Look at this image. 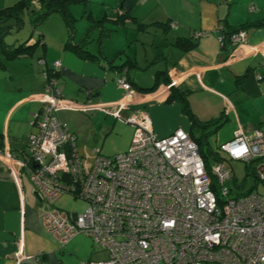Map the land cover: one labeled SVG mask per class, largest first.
<instances>
[{
    "label": "crops",
    "instance_id": "obj_1",
    "mask_svg": "<svg viewBox=\"0 0 264 264\" xmlns=\"http://www.w3.org/2000/svg\"><path fill=\"white\" fill-rule=\"evenodd\" d=\"M18 3L22 17L28 12L22 0H0V11L7 14ZM56 5L72 21L70 29L58 10L33 26L36 40L20 34L22 18L15 31L19 35L7 40V31L0 28V147L4 143L17 159L27 156V137L37 129L32 121L40 103L30 96L45 85L38 58L47 66L60 61L59 89L65 103L104 106L108 112L125 98L126 92L117 82L124 73L139 92L133 100H124L137 102L146 111L153 132L160 137L177 128L189 135L194 128L201 131L178 100L166 101L171 91L185 96L195 120L208 123L205 132L214 129L216 148L238 128L248 135L255 129L264 133V0H61L52 4ZM13 23L9 26H15ZM238 29L246 31L245 40L232 45L227 35ZM101 33H105L102 42ZM26 40L39 42L31 55L5 58L3 49ZM182 41L195 44L183 50L178 45ZM77 48L98 57L82 56ZM171 77L177 80L176 87L150 97ZM155 84L154 92H145ZM99 112L110 116L99 108L64 107L58 112L76 135L80 153L93 148L86 150L97 128L92 113ZM218 155L215 152L209 159ZM6 168L0 157V264H16L15 253L20 249L28 257L23 264H34L38 256L41 264L106 258L107 253L84 234L58 245L42 227L38 197L27 198L24 171L20 181H14Z\"/></svg>",
    "mask_w": 264,
    "mask_h": 264
},
{
    "label": "built area",
    "instance_id": "obj_2",
    "mask_svg": "<svg viewBox=\"0 0 264 264\" xmlns=\"http://www.w3.org/2000/svg\"><path fill=\"white\" fill-rule=\"evenodd\" d=\"M245 35L240 29L229 41L241 44ZM59 66V60L53 62L54 70ZM48 80L44 91L30 96L40 109L33 114L37 129L27 137V159H17L4 143L0 157L14 181H20L21 171L27 174L37 193L42 227L58 245L84 234L107 253L103 260L78 264H264V192L231 197L225 185L235 175L232 163L243 162L264 186L261 129L250 135L236 129L218 145L219 157L207 169L187 131L177 128L157 136L146 111L124 100L139 94L124 75L117 82L126 95L112 112L89 103H65L55 78ZM176 84L171 77L150 97ZM64 107L99 108L130 124L128 147L113 156L95 147L80 153L75 135L58 116ZM62 194L83 200L85 208L68 212L56 207ZM15 257L16 264L28 258L21 249ZM36 259L34 264H41Z\"/></svg>",
    "mask_w": 264,
    "mask_h": 264
},
{
    "label": "rangeland",
    "instance_id": "obj_3",
    "mask_svg": "<svg viewBox=\"0 0 264 264\" xmlns=\"http://www.w3.org/2000/svg\"><path fill=\"white\" fill-rule=\"evenodd\" d=\"M32 9H30L31 11ZM35 12V11H32ZM28 13V14H27ZM26 14H23L22 18V27L19 29L20 34H27L25 37L26 39L29 38V36H32L34 40H36L35 36L36 33L33 30L34 24L31 22V26L29 25V17H31L32 13L27 12ZM31 20V18H30ZM8 21V23H7ZM7 21H4L3 24H0V27L4 25L5 36L8 39H10L11 36H14L19 32H15L17 29V26H9L11 23L16 22L15 18H9ZM15 24V23H13ZM25 24V26H24ZM27 25V26H26ZM40 25V24H39ZM39 25L37 27H39ZM3 27V26H2ZM18 30V31H19ZM4 32V31H3ZM14 42V40L12 41ZM257 104V102H255ZM98 113V112H96ZM92 113L93 115V124L97 127L95 129V135L91 138L92 145H88V149L91 147H95L96 149H99V152L104 156H113L115 154L123 152L127 146V141L130 140L132 137V128L129 127L126 123L114 118L112 115L105 116V114L99 112V114ZM81 117L80 115H75V118ZM105 126V127H103ZM213 128V127H212ZM264 129V127H262ZM214 131V129L212 130ZM209 128L207 132L202 133L197 128L193 129V134L195 137L200 138V148L203 153L209 157L210 151L208 149V142L206 140L207 138L211 141L212 145L211 147L213 150L216 149L214 136L215 132H212ZM209 141V142H210ZM130 143V142H129ZM214 145V147H213ZM210 148V147H209ZM91 150L85 153H90ZM232 166L234 168V178L226 182V186L231 188V192L229 193V196L234 197L236 195L244 194L249 191L253 192H264V186H262L261 183H259L254 175L249 171V165L244 164L243 162H233ZM24 177L27 180V184L25 187V191L27 194V198L33 200V198L37 197V193L34 192V185L32 182L28 179V176L25 172H23ZM36 194V195H35ZM56 207H59L61 209H64L68 212H80L82 211L86 203L83 200L77 199L75 197H72L69 194H62L58 200L55 203ZM210 264V263H205Z\"/></svg>",
    "mask_w": 264,
    "mask_h": 264
},
{
    "label": "trees",
    "instance_id": "obj_4",
    "mask_svg": "<svg viewBox=\"0 0 264 264\" xmlns=\"http://www.w3.org/2000/svg\"><path fill=\"white\" fill-rule=\"evenodd\" d=\"M59 1H61V0H50V1L36 0L37 7L33 6L32 0H22V3L21 4L24 7L27 8V11L28 12H31L32 13L31 19H32V23L34 24V26L37 25L39 22H41L50 12L57 11L58 10L61 13H63V16H64V19H65L66 25H67L68 29H70L72 27V21L66 16L65 11H63L61 8L59 9V7L57 5L55 7L52 6V4L54 2L57 3ZM18 6H19V3L13 7L12 11H9L8 10L7 11V14L4 13L6 11H0V24H3L4 21H6L7 18H15L16 21H17V23L15 24V26H18L19 25L18 21L21 23V16H20L21 11L17 10L18 9ZM30 9H32V10L30 11ZM32 11H35V12H32ZM8 13H10V14L8 15ZM2 26L0 27L1 29L4 28V25H2ZM238 30H240V29H238ZM235 32H237V30L234 31V32H232V33H230L229 35H227L228 41H229L230 35L233 34V33H235ZM104 36H105V33H101V35H100V42L103 41ZM38 43L39 42H35L33 44H29L28 41L26 40L25 42H22V43L18 44V46L14 47V48H11V49H3V53H4L5 58H7V59H11V58H13L15 56H18L20 54L31 55L33 53V51L35 50V48H36V46H37ZM194 44H195L194 42H192V43L189 44V43H184L183 41L178 43L179 46H182L183 50H187L189 47L194 46ZM70 46L72 47L74 45H70ZM76 50L82 56H85V57H89V58H92L93 59L94 56H95V55L89 54L87 51H83L81 48H77ZM95 57H98V56H95ZM40 60H43V59L38 58V63L42 66L41 74H42V76H43V78L45 80V85H44V88H43L42 91H44L45 86H46L47 82L49 81L48 80L49 78H55V80L57 82V86L59 87V79H60L59 67L56 70H54L53 69V62L54 61L52 62V64L50 66H47L44 60H43V64L40 63ZM1 63L2 62L0 60V64ZM44 73H46L49 77L46 78L44 76ZM122 75L125 76L124 73H122ZM167 83H168V81H166V84ZM157 86H158V84H155L154 87H152L150 89H145V92H148V91L149 92H154L157 89ZM42 91H40V92H42ZM40 92H38V93H40ZM60 93H61V96H62L61 90H60ZM171 100H178L181 103V105H182L183 112H185L190 117V119L192 120V124L194 126H197L198 128H200L201 131H202V133H205V128L208 126V123L200 124L197 120L194 119V116H193V114L191 113V111L189 109L188 101H187V99L185 98L184 95H182L181 93H178V92H172L171 91L170 94L168 95L166 101H171ZM69 131L71 133H73L71 130H69ZM190 136L198 144L200 155L202 156V158H203V160L205 162V165H206V167L208 169L209 168V165L213 161L214 157H213V159H209L210 156L207 157V155L201 151V148L199 146L200 145V141H199L200 138L195 137L194 134H193V132L190 133ZM75 137H76V135H75ZM215 152H217L216 149L213 150V152H210V154L211 155H214ZM27 154H28V152H27ZM27 157L28 156H26L25 158H23V160L27 159Z\"/></svg>",
    "mask_w": 264,
    "mask_h": 264
},
{
    "label": "bare ground",
    "instance_id": "obj_5",
    "mask_svg": "<svg viewBox=\"0 0 264 264\" xmlns=\"http://www.w3.org/2000/svg\"><path fill=\"white\" fill-rule=\"evenodd\" d=\"M256 130V129H255Z\"/></svg>",
    "mask_w": 264,
    "mask_h": 264
}]
</instances>
